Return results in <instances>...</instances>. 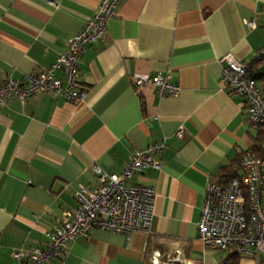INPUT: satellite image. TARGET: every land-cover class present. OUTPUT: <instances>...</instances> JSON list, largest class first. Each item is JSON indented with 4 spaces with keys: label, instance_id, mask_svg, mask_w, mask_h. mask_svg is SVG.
Segmentation results:
<instances>
[{
    "label": "crops",
    "instance_id": "obj_1",
    "mask_svg": "<svg viewBox=\"0 0 264 264\" xmlns=\"http://www.w3.org/2000/svg\"><path fill=\"white\" fill-rule=\"evenodd\" d=\"M117 1L104 40L79 59L81 102L36 93L0 108V264L45 247L46 234L77 207V189L97 188L93 165L114 176L134 150L152 146H163L153 156L159 168L127 182L155 191L150 232L94 229L73 239L65 264H227L236 255L203 246L198 221L207 182L255 147L264 156V134L223 85L219 62L231 53L264 75V0ZM101 2L0 0V76L48 69ZM166 74L177 95L134 88L136 79ZM256 82L264 92V80ZM237 264H264V256Z\"/></svg>",
    "mask_w": 264,
    "mask_h": 264
},
{
    "label": "built area",
    "instance_id": "obj_2",
    "mask_svg": "<svg viewBox=\"0 0 264 264\" xmlns=\"http://www.w3.org/2000/svg\"><path fill=\"white\" fill-rule=\"evenodd\" d=\"M117 0H102L95 16L88 19L81 31L68 42L67 50L60 54L48 69L33 72L21 80L0 76V108L11 100L22 104L37 94H51L71 104L81 102L85 89L78 81V62L88 46L104 40L106 22L118 8ZM247 26L255 28L254 23ZM264 56V51L261 53ZM222 66L223 85L229 94L244 100V110L250 127L264 129V93L257 82L248 77L249 64L236 60L231 53L219 61ZM63 73V81L56 77ZM138 92L141 88H156L159 97L174 96L178 85L166 75H154L133 82ZM184 130L175 137L183 139ZM163 146L134 150L125 162L121 173L105 174L98 166L91 170L98 180L94 190L77 189V207L62 214L58 227L46 234L44 248L13 253L14 264H65L69 244L79 236H88L94 229L111 233L129 234L132 231L148 234L153 222L155 191L144 185L128 186L127 182L147 169H158L153 156L162 153ZM240 173L228 182H207L198 221V236L202 245L212 250L235 253L238 256H264V157L246 153L241 158ZM153 263H156L153 260Z\"/></svg>",
    "mask_w": 264,
    "mask_h": 264
},
{
    "label": "trees",
    "instance_id": "obj_3",
    "mask_svg": "<svg viewBox=\"0 0 264 264\" xmlns=\"http://www.w3.org/2000/svg\"><path fill=\"white\" fill-rule=\"evenodd\" d=\"M263 58V57H262ZM261 59V58H260ZM262 61V60H260ZM251 69H249L248 72V77L253 79V80H257V79H262L264 80V75H258L257 73L256 74H253L252 72H250ZM263 91V90H262ZM264 93V92H263ZM264 134V129H262L260 131V134L259 136H262ZM260 138V137H259ZM261 140V138L258 140V142ZM260 144V143H259ZM259 147H255V149H253V152L254 155H256L258 158H262L264 157L263 154L260 155V152H259ZM243 157V156H242ZM241 157V158H242ZM241 158H240V161L239 163L236 165V167H233V168H229L227 170H224L222 171L221 175H220V179L218 180V182H216L217 184H222L225 182H228L229 180L235 178V177H238V173H239V170H240V163H241ZM238 257L239 256H236V255H233V256H230L229 258V261L227 262V264H237V261H238Z\"/></svg>",
    "mask_w": 264,
    "mask_h": 264
},
{
    "label": "rangeland",
    "instance_id": "obj_4",
    "mask_svg": "<svg viewBox=\"0 0 264 264\" xmlns=\"http://www.w3.org/2000/svg\"><path fill=\"white\" fill-rule=\"evenodd\" d=\"M262 207L264 208V196L262 198Z\"/></svg>",
    "mask_w": 264,
    "mask_h": 264
},
{
    "label": "water",
    "instance_id": "obj_5",
    "mask_svg": "<svg viewBox=\"0 0 264 264\" xmlns=\"http://www.w3.org/2000/svg\"><path fill=\"white\" fill-rule=\"evenodd\" d=\"M261 71H263V70L261 69L259 72H261Z\"/></svg>",
    "mask_w": 264,
    "mask_h": 264
}]
</instances>
